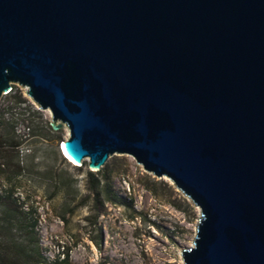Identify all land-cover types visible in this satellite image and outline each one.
<instances>
[{
  "label": "water",
  "instance_id": "water-1",
  "mask_svg": "<svg viewBox=\"0 0 264 264\" xmlns=\"http://www.w3.org/2000/svg\"><path fill=\"white\" fill-rule=\"evenodd\" d=\"M13 84L62 154H113L199 209L182 264H264V0H0Z\"/></svg>",
  "mask_w": 264,
  "mask_h": 264
},
{
  "label": "rangeland",
  "instance_id": "rangeland-1",
  "mask_svg": "<svg viewBox=\"0 0 264 264\" xmlns=\"http://www.w3.org/2000/svg\"><path fill=\"white\" fill-rule=\"evenodd\" d=\"M14 85L27 100L16 112L25 105L36 113L29 132L25 124L16 127L22 139L19 167L10 153L8 168L0 169V192L10 189L16 201L0 202V208L9 212L16 242L31 251L37 238L45 261L29 255L31 261L50 264L67 250L70 264H182L180 251L192 244L199 209L168 178L146 172L127 154H113L99 168L125 202L94 203L85 183L86 160L77 170L61 152L66 161L56 156L59 142L68 137L66 126L50 129V112L38 109L24 88ZM0 105L10 107L12 101Z\"/></svg>",
  "mask_w": 264,
  "mask_h": 264
},
{
  "label": "trees",
  "instance_id": "trees-1",
  "mask_svg": "<svg viewBox=\"0 0 264 264\" xmlns=\"http://www.w3.org/2000/svg\"><path fill=\"white\" fill-rule=\"evenodd\" d=\"M13 88H15L14 84L6 94L0 97V103L2 100L12 101L10 107H3L0 105V169L8 168V166H5V158L10 153L13 154L16 163L15 166L19 167V153L17 147L21 144L22 139L19 140L20 137L16 133V127L19 123L25 124L29 132L31 127L30 116H34L36 113L35 111L30 112V107L27 109L25 108V105H23L24 111L16 112V107L25 104L27 100L23 98L22 93L19 90L13 91ZM49 128L51 129V127ZM55 151L56 156L59 157L60 160L66 161L65 158L61 156L59 148H56ZM73 167L79 170L78 167L80 166L74 165ZM84 174L87 190L94 203L101 200L113 203L125 202V200L118 197L112 191L109 174L104 171L101 172V170H87ZM0 202L5 204L8 203V205L16 202L10 189L0 192ZM36 222L37 220L35 218L30 222V228L32 231ZM9 223H11L9 212H7V209L4 207L0 208V264H35V262L31 261L29 258L31 255L45 261V259L38 253L37 238L35 240L36 243L34 244V248L29 251L25 246L13 239L11 236V229L8 227ZM50 264H70L68 251L65 250L62 253L61 258L55 257Z\"/></svg>",
  "mask_w": 264,
  "mask_h": 264
},
{
  "label": "bare ground",
  "instance_id": "bare-ground-1",
  "mask_svg": "<svg viewBox=\"0 0 264 264\" xmlns=\"http://www.w3.org/2000/svg\"><path fill=\"white\" fill-rule=\"evenodd\" d=\"M59 150H60V148H59ZM61 152V151H60ZM66 158V157H65ZM71 164H75V162H73V161H71L70 159H68V158H66ZM84 160H86V159H84Z\"/></svg>",
  "mask_w": 264,
  "mask_h": 264
},
{
  "label": "clouds",
  "instance_id": "clouds-1",
  "mask_svg": "<svg viewBox=\"0 0 264 264\" xmlns=\"http://www.w3.org/2000/svg\"><path fill=\"white\" fill-rule=\"evenodd\" d=\"M59 147H60V145H59ZM61 154H62V152H61ZM63 155V154H62ZM64 156V155H63ZM65 157V156H64Z\"/></svg>",
  "mask_w": 264,
  "mask_h": 264
}]
</instances>
